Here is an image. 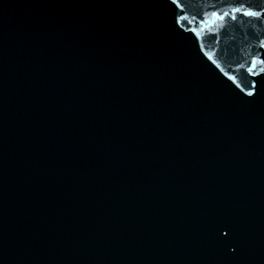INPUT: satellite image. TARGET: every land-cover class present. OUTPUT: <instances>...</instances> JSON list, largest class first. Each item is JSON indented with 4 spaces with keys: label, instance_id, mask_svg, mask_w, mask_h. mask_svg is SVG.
Returning <instances> with one entry per match:
<instances>
[{
    "label": "water",
    "instance_id": "obj_1",
    "mask_svg": "<svg viewBox=\"0 0 264 264\" xmlns=\"http://www.w3.org/2000/svg\"><path fill=\"white\" fill-rule=\"evenodd\" d=\"M233 3L0 0V264H264V19Z\"/></svg>",
    "mask_w": 264,
    "mask_h": 264
},
{
    "label": "snow or ice",
    "instance_id": "obj_2",
    "mask_svg": "<svg viewBox=\"0 0 264 264\" xmlns=\"http://www.w3.org/2000/svg\"><path fill=\"white\" fill-rule=\"evenodd\" d=\"M173 3H176V0H173ZM237 14H240L244 18H251L256 21H260L261 19H264V7H260L259 5H256L254 7L250 5L247 0H234L233 6H231L228 10H225L222 13H219L217 11L211 12V16L215 18V21H219L221 23L227 17H230L231 20L235 21L237 19ZM213 38L218 40L219 36L214 34ZM260 47L264 48V40L260 41ZM250 63L251 67H249L248 71L251 74L256 75L257 73L253 70L260 65H264V58L258 60L256 57H253ZM259 71L264 73V67H259ZM252 87L256 88V84L254 83ZM246 94L247 96L252 97L254 95V92L250 90ZM224 235L227 236L228 233H225Z\"/></svg>",
    "mask_w": 264,
    "mask_h": 264
}]
</instances>
